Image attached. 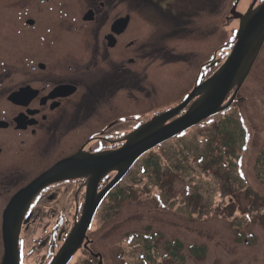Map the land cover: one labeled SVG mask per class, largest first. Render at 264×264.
Segmentation results:
<instances>
[{
	"label": "flooded vegetation",
	"instance_id": "1",
	"mask_svg": "<svg viewBox=\"0 0 264 264\" xmlns=\"http://www.w3.org/2000/svg\"><path fill=\"white\" fill-rule=\"evenodd\" d=\"M254 2L264 0H0V263L7 214L20 217V264L30 255L52 260L87 202L118 175L94 176L85 162L122 149L210 76L211 51L180 84L170 72L213 33L215 8L238 22L233 6L244 14ZM131 173L96 213L113 208Z\"/></svg>",
	"mask_w": 264,
	"mask_h": 264
},
{
	"label": "rangeland",
	"instance_id": "2",
	"mask_svg": "<svg viewBox=\"0 0 264 264\" xmlns=\"http://www.w3.org/2000/svg\"><path fill=\"white\" fill-rule=\"evenodd\" d=\"M225 10L215 8L213 33L194 41L203 52L191 60L183 56L171 69L173 83L196 72L210 51L233 37L238 22L224 21ZM222 59L212 63L213 73ZM229 112L246 130L236 167L227 168L228 157L223 166L208 161L213 153L205 151L208 141L215 143L212 123L219 116L148 152L134 166L130 183L120 185L124 194L114 208L94 217L91 249L102 253L103 264H264V159L258 160L264 152V45ZM151 238L152 263L146 259ZM175 241L182 244L178 263L168 258ZM196 246L204 247L203 254H192ZM43 261L30 255L26 262ZM88 261L93 260L82 250L70 264Z\"/></svg>",
	"mask_w": 264,
	"mask_h": 264
},
{
	"label": "water",
	"instance_id": "3",
	"mask_svg": "<svg viewBox=\"0 0 264 264\" xmlns=\"http://www.w3.org/2000/svg\"><path fill=\"white\" fill-rule=\"evenodd\" d=\"M233 16L240 20L236 42L224 64L213 76L196 86L184 104L154 118L130 134L122 149L107 154L103 158L95 157L85 162V169L95 172L94 176L111 169L117 170L120 174L124 173L146 151L227 109L232 104L264 43V3L255 9L250 8L244 15L234 14ZM234 88L229 101L223 105ZM192 97L198 98L187 112L167 124V121L178 114ZM76 163V158L66 160L49 172V177L61 168ZM106 191L99 196V199L91 198L87 202L85 213L80 222L74 226L51 264H68L72 256L82 247L100 197ZM18 218L20 217L9 214L4 216V255L1 264H19L18 234L20 225ZM84 246L86 247L87 243Z\"/></svg>",
	"mask_w": 264,
	"mask_h": 264
},
{
	"label": "trees",
	"instance_id": "4",
	"mask_svg": "<svg viewBox=\"0 0 264 264\" xmlns=\"http://www.w3.org/2000/svg\"><path fill=\"white\" fill-rule=\"evenodd\" d=\"M213 124V131L215 137V143L211 140L208 141L209 149L207 151H211L213 155L209 158V162L213 164H219L223 166L226 162V158L228 157L229 162H227V168L231 167L232 169L237 162L240 161L239 152L241 151L245 137L246 130L242 122L239 118H236L234 114H230V112L221 113L218 117V120ZM240 150V151H239ZM204 154V160L208 157V153ZM264 159V152L262 156L258 159ZM262 166V165H261ZM230 170H228L229 172ZM151 240V239H150ZM148 241V240H147ZM152 241V240H151ZM149 245L147 249L151 251L150 241H148ZM182 248V245L178 242H174V246L171 249L172 257H176V252ZM204 247H192L191 252L195 256L203 254ZM151 256V252L148 254V258Z\"/></svg>",
	"mask_w": 264,
	"mask_h": 264
}]
</instances>
